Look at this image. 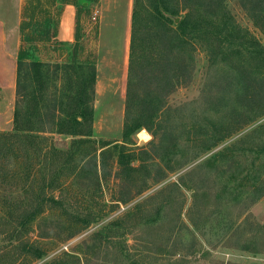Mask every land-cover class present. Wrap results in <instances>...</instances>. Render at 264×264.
Segmentation results:
<instances>
[{
    "label": "rangeland",
    "instance_id": "374dc122",
    "mask_svg": "<svg viewBox=\"0 0 264 264\" xmlns=\"http://www.w3.org/2000/svg\"><path fill=\"white\" fill-rule=\"evenodd\" d=\"M104 1L78 8L77 41L70 47L56 38L58 17L66 2L76 0H0V13L17 10L16 27L8 34L13 51L18 43L16 61L25 50L45 64L76 58L97 71L93 133L67 162V156L23 146L0 153V222L17 221L41 196L64 203L45 207L25 228H17L25 241L36 239L43 255L34 259L13 250L14 264H68L59 259L64 254L77 256L79 264H264V194L257 188L264 159H256L264 148V114L235 129L245 118L237 76L228 67L211 69L196 44L190 81L168 96L154 123L141 118L150 126L142 129L148 140L138 136L142 130L124 138L134 0H114L115 7L100 21L107 10ZM225 3L264 46V34L239 0ZM88 28L97 31L93 35ZM8 95L4 99L0 93L3 134L14 128L16 97L10 102ZM233 108L241 111L238 117ZM47 136L56 150L70 149L71 136ZM225 150L223 160L214 158ZM122 152L126 165L135 159L132 168L119 164ZM51 175L57 180L53 187L48 186ZM84 220H90L88 226ZM3 231L0 254L20 247L9 240L13 227L0 226ZM244 243L253 252L241 250Z\"/></svg>",
    "mask_w": 264,
    "mask_h": 264
},
{
    "label": "trees",
    "instance_id": "16d2710c",
    "mask_svg": "<svg viewBox=\"0 0 264 264\" xmlns=\"http://www.w3.org/2000/svg\"><path fill=\"white\" fill-rule=\"evenodd\" d=\"M91 2L76 0L73 5L77 11L78 8L87 10ZM225 2L134 0L128 49L124 138L142 129L150 130V126L141 118L154 123L168 96L190 81L196 44L205 52L211 69L228 67L237 76V82L241 85V93H237L240 100L238 106L244 108L245 118L235 129L264 114V46L236 22ZM239 3L254 27L264 34V0H239ZM74 41H77V34ZM65 45L72 46L71 43ZM96 80L97 71L91 62H80L73 58L62 64H45L31 58L25 50L20 51L16 61L14 128L13 132L0 133V153L19 151L23 146L35 149L36 153L52 152L67 156V162L74 155L75 148L79 149L89 142L92 136ZM232 113L235 117L239 115L236 108L232 109ZM52 133L71 136L70 149L66 152L56 150L47 136ZM219 140L216 139L211 146ZM226 152L221 151L214 158L223 160ZM260 153L256 159H264V148ZM123 154L119 159L122 166L126 165ZM134 161V158H129L126 166L132 168ZM56 181L51 175L48 186L53 187ZM260 183L261 186L257 188L259 195H263L264 178ZM63 204L53 195L41 196L17 221L16 218L14 221H1L0 226L13 227L9 240L14 239L20 247L15 246L11 252L0 254V264H14L17 252L13 250L18 249L20 253L29 255L25 257L40 259L43 253L36 245V239L25 241L26 236L17 228H25L27 223L43 213L45 207L57 209ZM83 222L84 226H88L90 220ZM252 239L247 238L249 243H252ZM240 249L249 252L253 248L244 243ZM59 259L68 264H79V258L75 255L64 254Z\"/></svg>",
    "mask_w": 264,
    "mask_h": 264
},
{
    "label": "crops",
    "instance_id": "0c3cea01",
    "mask_svg": "<svg viewBox=\"0 0 264 264\" xmlns=\"http://www.w3.org/2000/svg\"><path fill=\"white\" fill-rule=\"evenodd\" d=\"M102 1V0H99ZM114 0H106L104 4L106 5V11L101 13L100 21L106 17L107 11L111 10L112 7H115L113 4ZM98 0H92L90 3L91 6L95 5L97 7ZM13 14V13H12ZM17 10L13 15H6V12L0 13V93L2 96L6 97L7 94L10 102L15 97V66H16V49L18 48V43L16 46L14 45L15 51H13V46L9 45L11 30L15 29L16 21H17ZM58 27L56 38L58 41L62 43H72L75 39L76 32V18H77V10L73 3L66 2L63 6L61 13L59 14ZM80 19V17H79ZM103 21V20H102ZM80 22L83 23V21ZM129 22V20H128ZM92 27V25H91ZM104 26L101 27L103 29ZM89 30V28H88ZM92 34L94 35L97 31V28L92 30ZM89 30V31H90ZM85 29V33H86ZM100 33V32H99ZM10 78V79H9ZM7 80H11L9 86L7 85ZM0 104H4L3 99L0 101Z\"/></svg>",
    "mask_w": 264,
    "mask_h": 264
},
{
    "label": "bare ground",
    "instance_id": "6f19581e",
    "mask_svg": "<svg viewBox=\"0 0 264 264\" xmlns=\"http://www.w3.org/2000/svg\"><path fill=\"white\" fill-rule=\"evenodd\" d=\"M138 136L141 138V140H143V141H146V140H148V138H149V135L144 131V130H142V131H140L139 133H138Z\"/></svg>",
    "mask_w": 264,
    "mask_h": 264
},
{
    "label": "built area",
    "instance_id": "2783aa9c",
    "mask_svg": "<svg viewBox=\"0 0 264 264\" xmlns=\"http://www.w3.org/2000/svg\"><path fill=\"white\" fill-rule=\"evenodd\" d=\"M97 15V13H96V11H94L93 13H92V16H91V20L93 21V24L92 25H95L94 23H95V21H96V16Z\"/></svg>",
    "mask_w": 264,
    "mask_h": 264
},
{
    "label": "water",
    "instance_id": "95a60500",
    "mask_svg": "<svg viewBox=\"0 0 264 264\" xmlns=\"http://www.w3.org/2000/svg\"><path fill=\"white\" fill-rule=\"evenodd\" d=\"M175 21L177 22V21H178V19H175Z\"/></svg>",
    "mask_w": 264,
    "mask_h": 264
},
{
    "label": "clouds",
    "instance_id": "9594fccd",
    "mask_svg": "<svg viewBox=\"0 0 264 264\" xmlns=\"http://www.w3.org/2000/svg\"><path fill=\"white\" fill-rule=\"evenodd\" d=\"M146 131V130H145Z\"/></svg>",
    "mask_w": 264,
    "mask_h": 264
}]
</instances>
